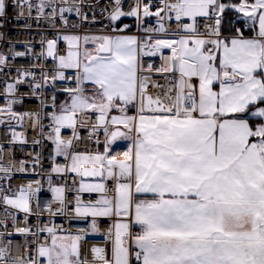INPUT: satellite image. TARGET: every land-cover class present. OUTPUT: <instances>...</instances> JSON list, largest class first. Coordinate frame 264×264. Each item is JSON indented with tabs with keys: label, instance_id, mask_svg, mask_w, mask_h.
I'll list each match as a JSON object with an SVG mask.
<instances>
[{
	"label": "snow or ice",
	"instance_id": "1",
	"mask_svg": "<svg viewBox=\"0 0 264 264\" xmlns=\"http://www.w3.org/2000/svg\"><path fill=\"white\" fill-rule=\"evenodd\" d=\"M9 7L0 264H264V0Z\"/></svg>",
	"mask_w": 264,
	"mask_h": 264
},
{
	"label": "built area",
	"instance_id": "2",
	"mask_svg": "<svg viewBox=\"0 0 264 264\" xmlns=\"http://www.w3.org/2000/svg\"><path fill=\"white\" fill-rule=\"evenodd\" d=\"M129 2H130V0H129ZM10 3H11V0H10ZM15 11H16V9L9 7L8 16L11 19V22L6 24L4 28H0V32H6L8 35V38L17 42V47H16L17 51H23L24 49L19 42L28 40L30 38V36L28 33L23 31L25 21L24 20H20V21L15 20V18H14ZM24 11L27 12L26 9H24ZM34 15H35V13H33V16ZM125 22H129V21L126 20ZM35 31H36V28H35V25H33V32H35ZM39 38H40L39 35H35L33 43H36L39 40ZM3 50L6 52V51H8V48L5 46L3 48ZM36 51H39L38 43L36 44ZM23 62L30 63L31 61H28L27 59H25ZM160 62L161 61L159 59H157V63L159 64ZM9 63L11 64L13 62L9 61ZM162 63L165 66L167 65V55L164 56ZM5 75H6V73H5ZM21 91L23 93L26 91V89H22ZM33 104H34V101L25 100L24 109L27 110L28 108L32 107ZM65 135H67V133H65ZM3 137H4V133L0 132V142L3 141ZM31 138H32V134H31V132H29L28 133L29 141H31ZM100 139L101 140L103 139L102 135H101ZM50 151H51V149L48 148V152H50ZM9 154H10V150L8 148H5L3 150V153H2V161L4 163H7L8 159H9ZM15 154H16V157L18 159H24V158H27L28 156H30L32 154V149L30 147H25L22 152L19 149H17ZM45 157L47 158V152L45 153ZM25 182H26V180L19 179V178L14 181V183H16V184L25 183ZM53 183H56V181H53ZM47 198H48L47 194L42 195L41 203L43 204V201ZM93 239L99 240L101 238L100 237H94ZM12 251H13V254L18 253V251H19V242L17 240H13V242H12Z\"/></svg>",
	"mask_w": 264,
	"mask_h": 264
}]
</instances>
